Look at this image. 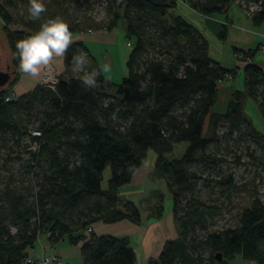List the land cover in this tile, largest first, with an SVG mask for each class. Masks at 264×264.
Wrapping results in <instances>:
<instances>
[{
    "label": "trees",
    "instance_id": "1",
    "mask_svg": "<svg viewBox=\"0 0 264 264\" xmlns=\"http://www.w3.org/2000/svg\"><path fill=\"white\" fill-rule=\"evenodd\" d=\"M67 1L77 7L82 4L81 0ZM106 1L110 20L105 28L114 27L122 18L127 42L131 43L126 74L120 81L110 83L100 75L98 86L89 89L80 77H65L73 66L72 57L87 54L85 46L75 41L63 57L64 72L56 76L53 88L37 83L12 97L9 89L22 74L16 43L38 30V22H46L47 16L43 12L44 16L34 20L28 14L25 19L28 6L23 14L17 4L29 0H0V29L12 67L8 82L0 88V264H36L25 263L24 258L26 249L41 234L51 243L62 237L74 242L71 233L87 231L94 221L138 223V209L118 198V188L130 181L148 150L155 155V172L171 192L177 238L164 241L157 256L145 264H227L235 254L264 264L262 203L253 198L238 214L237 226L206 232L214 218L221 215L222 207L219 202H203L194 195L198 176L186 166L209 168L221 160L220 144L239 162L241 153L236 149L240 141L244 142L246 155L256 160L250 143L263 149L264 135L251 125L242 105L245 96L253 98L264 117L263 72L249 59L242 67V90L231 93L222 113L209 112L216 97V83L227 75L234 78L235 71L211 60L207 42L198 30L168 13L175 0ZM182 1L199 13L211 15L226 10L233 0ZM245 1L258 4L259 10L249 16L254 25H261L264 0ZM60 17L69 23L73 34L84 30L79 20ZM9 24L19 28L10 29ZM219 37H224V30ZM244 54L250 57L249 52ZM87 58L94 64L88 54ZM108 88H114L115 94L107 93ZM8 94L11 97L5 100ZM223 124L219 134L217 129ZM228 140L234 142L233 146L227 144ZM181 142L185 143L181 155L169 158L173 147ZM18 148L27 153L25 161L17 153ZM13 163H18L14 171ZM105 167H109V177L102 190ZM36 168L39 178L34 181ZM217 183L237 187L230 175ZM161 212L159 204L155 213ZM78 239H83L80 256L84 264L135 262V253L124 237L89 233L87 238ZM216 253L220 254L219 260Z\"/></svg>",
    "mask_w": 264,
    "mask_h": 264
},
{
    "label": "crops",
    "instance_id": "2",
    "mask_svg": "<svg viewBox=\"0 0 264 264\" xmlns=\"http://www.w3.org/2000/svg\"><path fill=\"white\" fill-rule=\"evenodd\" d=\"M168 13L179 16L187 24L198 30L207 42V55L211 60L217 62L224 69L235 71L234 78L224 79L216 83V97L209 112L222 113L231 93L234 90H242L243 88V64L233 58V51L249 52L250 62L260 68L264 74V22L259 26L254 25L250 16L244 15L242 10L235 4H231L222 12L204 15L190 8L182 0H175L174 7L170 8ZM1 25L0 22V27ZM87 29L73 34V39L74 41H80L85 46L87 54L91 56L96 66H98L99 61H105V64L111 62L112 58L107 52L109 46L113 45L120 37H125L127 40L124 22L118 21L110 29L104 27L89 28V31ZM222 30H224V37L220 38L219 35ZM3 49L6 56L8 45L0 29V50ZM3 56L0 55V70L9 60V57ZM88 61L90 60L88 59ZM110 66L113 69V64H110ZM63 72V58H56L53 61L52 74L58 76ZM37 83H41L40 79L37 80L22 73L10 87L9 93L12 97H16L31 90ZM242 110L254 129L264 135V117L260 113L256 101L249 96H245ZM207 117L203 121V135L206 131ZM148 151L150 152V150ZM148 151H146L144 162L132 172L130 181L118 188V198L121 201L131 202L138 209V223L129 220L111 223L94 221L89 224L88 231L79 230L71 233L74 242L62 237L51 243L44 234H41L34 242L37 243V249L34 247L26 249L30 259L37 263L42 257L53 253L58 257V261L51 260L45 264H84L80 256V246L83 239L79 240L78 238L85 239L89 233H94L96 235L126 238L128 245L135 253L134 264H145L148 259L157 256L164 241L176 239L177 231L171 214L172 203L170 207H166L165 203L167 200L171 201V192L166 187L164 179L155 172L153 168L155 155L152 152L147 155ZM108 177L109 172L105 167L100 181L102 190L106 188ZM159 204L162 206V212L157 215L155 208ZM178 264L196 263L183 262ZM227 264L256 263L235 254L232 259L227 261Z\"/></svg>",
    "mask_w": 264,
    "mask_h": 264
},
{
    "label": "rangeland",
    "instance_id": "3",
    "mask_svg": "<svg viewBox=\"0 0 264 264\" xmlns=\"http://www.w3.org/2000/svg\"><path fill=\"white\" fill-rule=\"evenodd\" d=\"M82 4L80 6H75L67 0H44L46 11L44 12L47 19L54 18L56 16L65 15L72 19L79 20L84 29L91 28H105L106 24L110 20V14L106 11L107 1L106 0H81ZM29 2H19L17 8H19L23 14L24 9H27ZM121 9H116L120 12ZM28 10L25 11V19L28 17ZM41 16H44L43 13ZM40 16V17H41ZM119 22H124L122 18L118 20ZM117 21V22H118ZM42 23V21H40ZM38 22L40 25L41 23ZM10 29H18L19 26L15 24L8 25ZM89 31V30H88ZM127 40L125 37H120L113 45L108 47V54L112 58L111 62L113 64V69L107 74H101L107 81L111 83H118L120 79L126 74V58L127 54L131 49V43L126 44ZM97 50V48H96ZM95 50V51H96ZM4 49L0 50V55L3 57H9L6 65L10 67L11 65V55L8 49V54H4ZM97 53V52H96ZM99 57V56H98ZM105 61H99L98 66L88 61L86 65L87 71H92L94 66L96 70H99ZM5 65V64H4ZM2 66V70L5 66ZM12 68V67H10ZM83 73H76L73 71V66L65 73V77H81ZM41 82V81H40ZM44 85V83H42ZM45 86V85H44ZM47 87V86H46ZM50 88V87H48ZM109 94H115L114 88H108L106 90ZM35 125V124H34ZM225 125H219L217 131L220 134L224 130ZM236 132L233 136H236ZM232 140H228L227 144L232 145ZM243 141L238 143L237 152L241 153V159L239 162L233 160L232 152H227L223 145L220 144L218 147L219 155H221V160L215 162L209 168L203 167V165H193L186 164L190 171L197 174L198 179L195 181L194 195L197 196L203 202H219L222 207L221 215L215 217L212 224L208 226L206 232H217L226 227H235L238 225L237 216L240 211L247 207L253 198H257L264 206V168L262 167V161H264V148L261 149L255 143H250V147L254 150V155L256 160L252 161L246 153L242 150ZM223 144V143H222ZM185 146L184 142L176 144L173 147V151L169 158H177L181 155L183 148ZM233 146V145H232ZM17 153L22 156L23 161L27 157V153L23 151L22 148L16 149ZM151 154V151L147 153ZM18 163H13V171L17 167ZM109 172V167H107ZM36 175L33 176L32 180L36 181L39 178V172L37 168L35 169ZM230 175L232 181L237 185L236 189L227 188L225 186H220L217 182L218 180ZM31 182V180H30ZM25 183V181H24ZM166 207L171 204L170 200H167ZM165 207V208H166ZM197 235H201L202 231H196ZM37 249V243L33 246ZM203 256L207 254L204 251Z\"/></svg>",
    "mask_w": 264,
    "mask_h": 264
},
{
    "label": "clouds",
    "instance_id": "4",
    "mask_svg": "<svg viewBox=\"0 0 264 264\" xmlns=\"http://www.w3.org/2000/svg\"><path fill=\"white\" fill-rule=\"evenodd\" d=\"M45 11L44 0H29L28 13L31 19H39ZM73 43H75L73 33L67 21L60 16L48 19L34 33L17 41L19 71L39 80L52 67L56 58L65 57ZM87 63L86 53L72 57L73 71L83 73L80 77L83 85L94 89L98 86V77L109 73L111 66L104 64L99 70L89 72L86 70Z\"/></svg>",
    "mask_w": 264,
    "mask_h": 264
},
{
    "label": "built area",
    "instance_id": "5",
    "mask_svg": "<svg viewBox=\"0 0 264 264\" xmlns=\"http://www.w3.org/2000/svg\"><path fill=\"white\" fill-rule=\"evenodd\" d=\"M231 4H235L237 5L241 10L242 12L244 13V15H247L249 16L252 12L254 11H258L259 10V6L256 2H253V1H245V0H233ZM127 45H129V42H126ZM232 56L235 60H238L239 62H241L242 64H245V63H248L249 62V58L247 56H245V54L241 51H233L232 52ZM48 74L50 75V82H44L43 80V77ZM230 78V75H227L225 77V79H229ZM40 81H41V84L44 83L45 86L47 87H50V88H53L55 83H56V76H54L52 74V67L50 69L47 70V72L45 74L42 75V78H40ZM11 96L8 94V95H5L4 96V99L5 100H8ZM33 134H38V132H35L33 131L32 132ZM87 231L89 230V227L86 228ZM46 235L48 236L49 234L46 233ZM51 260H54V261H58V257L56 256V254H50L48 256H44L42 257L36 264H45ZM33 260L30 259V257L27 255L26 253V257L24 258V262H32Z\"/></svg>",
    "mask_w": 264,
    "mask_h": 264
},
{
    "label": "water",
    "instance_id": "6",
    "mask_svg": "<svg viewBox=\"0 0 264 264\" xmlns=\"http://www.w3.org/2000/svg\"><path fill=\"white\" fill-rule=\"evenodd\" d=\"M149 1L154 2V3H163V2H165V0H149ZM11 73H12V69L9 70V66L8 65H6L4 70H0V88L3 87L4 85H6V83L8 82V80L10 78ZM215 258L217 260H219L221 258L220 254L216 253L215 254Z\"/></svg>",
    "mask_w": 264,
    "mask_h": 264
},
{
    "label": "bare ground",
    "instance_id": "7",
    "mask_svg": "<svg viewBox=\"0 0 264 264\" xmlns=\"http://www.w3.org/2000/svg\"><path fill=\"white\" fill-rule=\"evenodd\" d=\"M43 80H44V82H50V80H51L50 75L46 74V75L43 77Z\"/></svg>",
    "mask_w": 264,
    "mask_h": 264
}]
</instances>
